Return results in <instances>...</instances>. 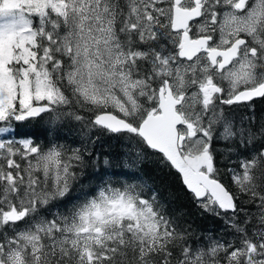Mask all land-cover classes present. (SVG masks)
<instances>
[{"label":"snow or ice","instance_id":"6c2138e0","mask_svg":"<svg viewBox=\"0 0 264 264\" xmlns=\"http://www.w3.org/2000/svg\"><path fill=\"white\" fill-rule=\"evenodd\" d=\"M257 98L264 0H0V264H264V121L235 114ZM46 116L81 145L17 134ZM100 135L231 238L192 243L143 181L86 185Z\"/></svg>","mask_w":264,"mask_h":264},{"label":"trees","instance_id":"16d2710c","mask_svg":"<svg viewBox=\"0 0 264 264\" xmlns=\"http://www.w3.org/2000/svg\"><path fill=\"white\" fill-rule=\"evenodd\" d=\"M251 103V107L240 106L235 108L237 119L243 116L255 115L256 125L264 121V99L257 98ZM47 116L40 120H30L16 125L18 135H31L36 143L47 145L54 141L67 144L71 147L81 145L80 128L75 122L62 123L55 132H52L51 125L47 122ZM123 141L117 140L107 135H100L95 145L89 144L91 156L89 166L84 170L87 179L84 183L97 185L102 180L111 179L116 186H120L124 181H143L151 188L160 193L161 200L166 204L167 211L177 219L181 227L189 228L193 234L192 243L195 244L199 238L201 242L204 237L228 240L231 232L222 217L215 216L199 208L193 201L190 194L184 189L177 174L174 171L162 167L158 162L145 161L134 167H126L130 159L126 156L122 147ZM214 147L220 149L217 152V166L223 168L225 161L222 150L226 145L221 141H216ZM107 160V163H105ZM91 161H95L92 164ZM221 178L225 183H229L228 177L222 174ZM94 190V187H93ZM235 191V189H233ZM56 209L53 208V211ZM63 210V208L61 209Z\"/></svg>","mask_w":264,"mask_h":264}]
</instances>
